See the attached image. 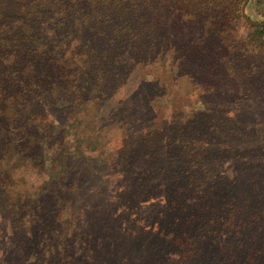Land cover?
Instances as JSON below:
<instances>
[{"label": "trees", "instance_id": "1", "mask_svg": "<svg viewBox=\"0 0 264 264\" xmlns=\"http://www.w3.org/2000/svg\"><path fill=\"white\" fill-rule=\"evenodd\" d=\"M137 2L0 0V264H78L67 252L75 238L63 219L73 213L60 217L57 207L63 193L90 183L94 170L85 161L102 158L108 141L95 142L97 155L82 146L68 152L62 133L74 125L76 134L88 117L85 130L98 126L86 138L115 125L121 130L105 164L139 192L122 206L159 197L150 204L159 210L141 219L125 223L127 209L112 215L133 241L153 235L150 257L135 255L137 261L264 264V22L243 21L238 0H202L191 9L204 14L205 31L184 38L173 33L177 23ZM242 27L250 30L247 40L259 41L253 50L241 44ZM72 44L83 50H55ZM142 71L158 76L147 80ZM160 72L189 77L202 94L186 120L156 127L153 102L165 94ZM120 89L123 98L115 99ZM26 168L44 177L29 180ZM88 216L84 232L74 230L97 252L108 221ZM114 233L110 256L128 264L133 247Z\"/></svg>", "mask_w": 264, "mask_h": 264}, {"label": "rangeland", "instance_id": "2", "mask_svg": "<svg viewBox=\"0 0 264 264\" xmlns=\"http://www.w3.org/2000/svg\"><path fill=\"white\" fill-rule=\"evenodd\" d=\"M201 1L202 0H139V3L142 4L144 8H146L147 5L154 6L157 10H154L153 16L155 18H158V20L173 21L177 23L176 30L173 31V33L175 35L177 34L178 37L194 38L203 34L206 28L202 26V24L205 23L204 14L201 13L200 15V13L198 12L195 15L191 9L193 3L195 5H198L197 7H201ZM129 2H136L138 4L137 0H129ZM238 3L235 4L234 8L236 9L239 7L240 13L241 8L244 5V13L247 17H250V20L264 22V0H238ZM230 11H232V9H230ZM230 17L232 18V16ZM242 20L244 21L243 18ZM226 23H229L228 19L226 20ZM182 24L185 25V30L182 29ZM244 29V27L239 29V32L243 35V41L241 44H247L248 51L253 50V45H255L256 43L259 44V41L256 40V38H253L252 41L247 40V35L249 34L250 30L246 31ZM164 33L166 34L167 32ZM221 36L223 37L225 35L223 34ZM228 38L230 39V41H234L233 36ZM223 42L226 43V41L224 40ZM60 49L62 51H65L66 53L83 50L75 44H72L70 47L55 48V50ZM177 49L178 48H175V50ZM170 52L171 51L167 53ZM141 73L142 76H145V74L147 73V80H153L154 77L158 76V74H155V72L154 74L148 73L146 71H142ZM159 74L161 75V80L165 81V87L162 88L165 91V94L159 97L158 99H155L153 102V106L156 108V111H154L155 115H152L154 119L152 120L153 126L158 127L159 125H161V123H163L162 121L164 120H167L168 122L174 121L176 123L182 122L183 120H186L187 116L191 115L193 111H197L199 107H201L200 99L202 94V87L198 83L194 82L186 76L175 78L173 74V76H167L161 72ZM123 93L124 90L120 89L115 99L123 98ZM128 102L129 101L121 104H125L127 106L131 105V103L128 104ZM229 102H233V100H229ZM88 118L90 119V117ZM88 118L83 119L80 125H78V131L76 134H72V129L74 125L68 126V128L65 129V132L63 131L62 134L65 138V142L63 145L68 150V152H77L79 151V149L82 148L85 154L97 155L99 153L97 149L99 148L97 147L98 145L95 142L101 137L106 139L108 142L106 144L102 142L104 143L102 147L104 150V155L102 158H99V160H93V162L90 161L92 159L85 161L87 169L90 170V172L92 169L94 170L93 173H91L92 179L90 183L79 193L72 195H65L69 192L63 193V201L62 203H59V206L57 207L59 208V210L57 211V215L59 214L60 217L68 216V212L73 213L71 217L63 218L68 219V222L70 224V230L74 232L75 238V244L73 245V249H70V251L67 252L71 255L72 259L76 260L75 263L78 264L84 262L86 264H115L117 260L110 256V252L112 251V249L108 246V243L110 242L109 237L111 236L113 230L115 232L113 237L115 235L118 236V243L124 245L129 243V247H133V250L127 253V255L133 253V256H130V258L134 260H130L128 264H142L143 262L137 261L136 256L140 255L141 258L150 257L148 255L149 252L148 254H146L145 252L148 251L149 243L153 235L147 238L146 235L144 236L143 234L140 235V238L138 240L133 241V239L128 238L126 235L124 236L120 233L124 230L122 228L123 225L118 222V218H114L112 215L117 214L123 209H127L124 211L123 214V217L127 218L122 219L125 223H128L130 217H136V219L137 217H139V219H141L144 215L154 214L155 211L159 210L158 207L150 206V204L157 202L156 200L160 201L159 197H144L140 199V202L136 206H134L133 203L131 204V206L127 204L128 207L126 208L122 206V203H124V199L133 200L134 197L139 194V192L137 189H134L136 188V185L129 183L128 180L118 178L117 176H110L111 172L109 170V166L105 164L106 159L111 158L113 156V153L120 146L122 140L121 130H119V127L115 125L103 130V133H101V135H98L97 131L94 130L93 132H91V137L86 138L84 132L89 131L92 128L94 129L98 126L96 124L93 125L89 123L86 126L85 130L84 125L89 122ZM100 125L102 124H99V126ZM102 143H100L99 146H101ZM93 146H95V148L94 151L91 152L90 149L91 147L93 148ZM21 171H17V173L19 174V172ZM22 173L23 177L29 178V180L35 179L37 183H39L42 180V177H44V175L38 177L32 171V169L29 168H26V170H24ZM18 190L22 191L20 187L18 188ZM117 201H120V204H117ZM86 204H89L91 206V210L89 212L85 207ZM55 213L56 212L54 211V214ZM87 216L89 217V220L92 217H96L97 221H108L107 227H103V232L107 233L105 235V238H102L105 242V245H102L97 252H95V250L90 245H87V239L84 240L79 236L85 230L84 225L86 223ZM74 228H76L79 235L75 232ZM145 228L149 230L151 226L146 225ZM131 230H133V226L131 227ZM126 234L128 236H132L128 232ZM120 237H122L123 241H120ZM91 257L92 259L94 258L93 261L89 260V258ZM188 261L189 260L184 259L181 262L179 261V257L172 256L167 259H164L162 262H160V264H186L188 263ZM210 264L213 263L210 262Z\"/></svg>", "mask_w": 264, "mask_h": 264}, {"label": "water", "instance_id": "3", "mask_svg": "<svg viewBox=\"0 0 264 264\" xmlns=\"http://www.w3.org/2000/svg\"><path fill=\"white\" fill-rule=\"evenodd\" d=\"M241 13H242V16H243L244 20L247 21L248 23H250V24H259L258 22H253V21H251V20H249V19L247 18V16H246L245 13H244V5H243L242 8H241Z\"/></svg>", "mask_w": 264, "mask_h": 264}]
</instances>
